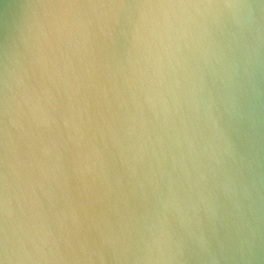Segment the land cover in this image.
<instances>
[{
	"label": "clouds",
	"instance_id": "1",
	"mask_svg": "<svg viewBox=\"0 0 264 264\" xmlns=\"http://www.w3.org/2000/svg\"><path fill=\"white\" fill-rule=\"evenodd\" d=\"M0 264H264V0H0Z\"/></svg>",
	"mask_w": 264,
	"mask_h": 264
}]
</instances>
